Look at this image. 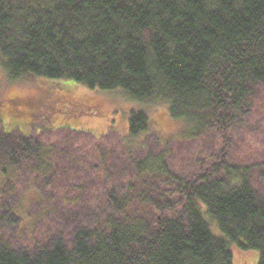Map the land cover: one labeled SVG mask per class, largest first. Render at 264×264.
Here are the masks:
<instances>
[{"label": "trees", "instance_id": "obj_1", "mask_svg": "<svg viewBox=\"0 0 264 264\" xmlns=\"http://www.w3.org/2000/svg\"><path fill=\"white\" fill-rule=\"evenodd\" d=\"M0 66L11 82L46 83L34 101L1 103L2 126L7 116L26 117L31 129L41 118L50 123L59 105L36 95L61 85L158 102L184 123L183 138L215 131L227 141L255 85L264 86V0H0ZM149 123L146 112L131 111L128 137ZM52 152L38 137L0 128L7 176L26 160L56 177ZM164 160L151 152L132 160L127 190L108 195L109 215L81 223L70 242L61 236L34 250L1 243L0 264H233L234 249L255 250L264 264V181L263 190L251 185L254 166L225 154L186 178Z\"/></svg>", "mask_w": 264, "mask_h": 264}, {"label": "rangeland", "instance_id": "obj_2", "mask_svg": "<svg viewBox=\"0 0 264 264\" xmlns=\"http://www.w3.org/2000/svg\"><path fill=\"white\" fill-rule=\"evenodd\" d=\"M45 86V82L36 80L11 82L0 66V104L8 99L34 101L33 94L42 92ZM55 87L53 93L36 95L42 103L56 100L59 105L47 118L50 123L41 118L31 129L24 121L26 117L18 118L16 123L9 116L3 126L0 123V128L5 127L7 132L20 131L51 146L54 152L48 163L50 171L57 173L50 178L38 175L32 170L36 163L26 160H21L18 171L11 176L0 172V212L5 216L0 220V244L34 250L61 236L70 242L81 223L94 224L98 218L109 215L110 191L114 189L118 195L126 191L134 173L132 160L149 152L164 153L168 168L186 178L204 171L227 154L231 164L253 165L250 183L263 190L264 176L260 170L264 164V86L260 84L255 85L243 105L242 117L227 141L215 131L185 139L184 123L171 119L165 113L166 106L130 101L120 90ZM133 110L146 112L150 123L147 131L130 138L126 128ZM102 210L101 215H96ZM235 250L233 264H258L257 251Z\"/></svg>", "mask_w": 264, "mask_h": 264}]
</instances>
